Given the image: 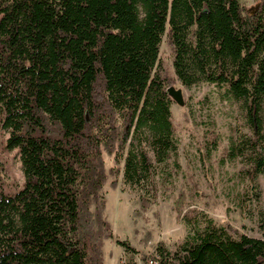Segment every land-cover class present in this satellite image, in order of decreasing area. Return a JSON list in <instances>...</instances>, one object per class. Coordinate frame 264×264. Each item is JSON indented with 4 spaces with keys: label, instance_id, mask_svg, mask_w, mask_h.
<instances>
[{
    "label": "trees",
    "instance_id": "1",
    "mask_svg": "<svg viewBox=\"0 0 264 264\" xmlns=\"http://www.w3.org/2000/svg\"><path fill=\"white\" fill-rule=\"evenodd\" d=\"M164 35L183 85L211 83L238 103L250 172L263 170L264 0H0V130L24 175L0 187V264H104V153L112 187L122 162L140 203L156 197V164L178 147ZM183 216L190 231L173 249L158 241L157 264H264L263 238Z\"/></svg>",
    "mask_w": 264,
    "mask_h": 264
},
{
    "label": "rangeland",
    "instance_id": "2",
    "mask_svg": "<svg viewBox=\"0 0 264 264\" xmlns=\"http://www.w3.org/2000/svg\"><path fill=\"white\" fill-rule=\"evenodd\" d=\"M241 1L252 10L259 0ZM160 61L171 80L167 88L179 90L183 99L171 103L177 153L166 167L156 164L157 194L146 204L123 181L122 162L116 187L110 185L113 160L103 154L108 174L102 188L104 216L113 233L103 239L104 264H147L158 241L175 248L190 231L183 214H193L197 220L207 215L264 239V168L254 177L250 172L253 153L243 140L252 128L244 112L211 83L183 85L174 75L165 35ZM6 137L7 132L0 130V187L10 193L21 187L24 175L18 149L7 148ZM235 143L240 144L238 151L232 147ZM117 238L129 243L133 255Z\"/></svg>",
    "mask_w": 264,
    "mask_h": 264
},
{
    "label": "water",
    "instance_id": "3",
    "mask_svg": "<svg viewBox=\"0 0 264 264\" xmlns=\"http://www.w3.org/2000/svg\"><path fill=\"white\" fill-rule=\"evenodd\" d=\"M168 92L173 96V98L179 102V103H182L183 102V99H182V96L180 94V91L179 90H174L172 88H169L168 89Z\"/></svg>",
    "mask_w": 264,
    "mask_h": 264
},
{
    "label": "built area",
    "instance_id": "4",
    "mask_svg": "<svg viewBox=\"0 0 264 264\" xmlns=\"http://www.w3.org/2000/svg\"><path fill=\"white\" fill-rule=\"evenodd\" d=\"M147 264H157V260L153 259V258H150V259L147 260Z\"/></svg>",
    "mask_w": 264,
    "mask_h": 264
}]
</instances>
